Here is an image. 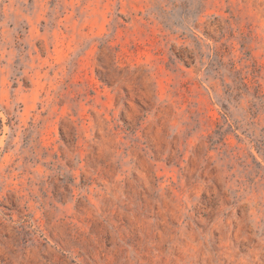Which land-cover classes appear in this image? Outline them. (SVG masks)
Listing matches in <instances>:
<instances>
[{"label":"rangeland","instance_id":"rangeland-1","mask_svg":"<svg viewBox=\"0 0 264 264\" xmlns=\"http://www.w3.org/2000/svg\"><path fill=\"white\" fill-rule=\"evenodd\" d=\"M0 264H264V0H0Z\"/></svg>","mask_w":264,"mask_h":264}]
</instances>
